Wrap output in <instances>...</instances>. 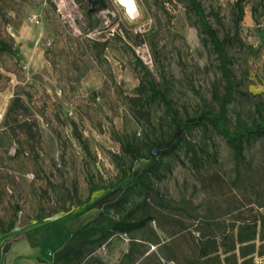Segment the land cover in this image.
Instances as JSON below:
<instances>
[{"label":"rangeland","instance_id":"obj_1","mask_svg":"<svg viewBox=\"0 0 264 264\" xmlns=\"http://www.w3.org/2000/svg\"><path fill=\"white\" fill-rule=\"evenodd\" d=\"M105 1L106 10L89 12L88 0H0V39L18 51L0 53V227L14 223L25 232L101 196L132 164L122 142L149 155L146 143L168 133L170 119L157 101L147 104L149 125L147 112L135 115L139 102L128 98L145 79L143 65L183 118L219 109L213 92L224 90L220 60L189 0H139L136 24ZM198 1L220 37L234 36L237 0ZM247 1L239 40L227 45L239 80L228 107L232 129L239 117L251 123L264 116V0ZM187 139L197 156L185 145L159 151L156 191L132 203L148 195L157 217L151 227L190 258L206 241L220 245L227 264L264 257V137L241 158L212 127L187 131ZM148 161L138 157L132 166ZM255 228V238L241 243ZM133 235L135 256L164 255L160 244L141 240L144 233ZM131 242L118 234L99 254L117 264Z\"/></svg>","mask_w":264,"mask_h":264},{"label":"trees","instance_id":"obj_2","mask_svg":"<svg viewBox=\"0 0 264 264\" xmlns=\"http://www.w3.org/2000/svg\"><path fill=\"white\" fill-rule=\"evenodd\" d=\"M191 9L199 18L200 27L207 39L213 45L215 52L218 54L224 80V90L221 91L218 87L215 88L213 96L219 101L218 111L204 109L195 116L187 115L182 117L179 110L173 106V101L169 97L166 89L161 88L153 77L151 71L143 65L145 79L136 87V94L129 96V101L139 102V111L148 113L147 124L151 120V107H147L151 101H157L159 104L165 105L166 115L169 117L170 131L163 133L160 138L150 139L146 143L149 149V155H144L141 148L133 143L122 142V148L130 157L132 164L138 157H146L148 163L134 169L132 164L128 169L121 168V177L113 186L105 193L95 199L87 201H79L80 209L76 212H69L63 217L47 222L41 226L35 227L30 231L21 234L20 237H29L48 231L63 222L74 219L91 209H99L98 214L87 223L77 228L65 244L54 251L51 259L43 260L44 264H106L102 256L98 253L99 249L107 245L114 236L118 234H126L131 239V248L125 252L117 264H151L157 261L156 264H164V259H172L181 264L180 259L187 264H227L229 257L222 258L221 247L216 242L206 241L197 246V253L194 258H190L188 254L177 252L174 246L168 241L161 239L155 228L151 227V221L157 217L149 210L148 195H145L140 202H135L136 194L142 196L143 193H151L156 191L154 188V177L160 176L161 162H157L158 158L152 155L154 148H158L163 154H174L179 147L188 146V153L193 152L194 157L197 156L195 145L187 139V131L196 127H210L221 133L228 145L233 149L237 158L244 156V150L248 144L257 141L264 137V116L261 120H254L251 123L237 120V126L232 129L230 126V118L228 115L229 104L235 98L238 90L239 80L236 77L233 68L232 59L227 51V45L234 40H239L240 23L245 13L247 0L236 1V30L234 36L230 34L220 37L218 30L209 22L207 14L202 3L198 0H189ZM243 44V42H242ZM9 52L17 55L18 51L14 46L0 39V53ZM117 159L122 160V156L114 154ZM125 183L122 182L126 179ZM98 186H93L91 191L97 190ZM139 209H142L141 214H136ZM12 223L8 229H12ZM187 229V227H185ZM153 235H145L147 231ZM135 232L144 233L145 242H155L160 244L161 253H150L148 255L140 252L137 256L134 255L133 241ZM253 236L249 239H241L240 242L250 241L255 238L257 228L254 229ZM155 237V238H154ZM264 240V235H263ZM254 251V250H253ZM244 257V256H243ZM235 264V263H230ZM242 264H254V258L244 259Z\"/></svg>","mask_w":264,"mask_h":264},{"label":"crops","instance_id":"obj_3","mask_svg":"<svg viewBox=\"0 0 264 264\" xmlns=\"http://www.w3.org/2000/svg\"><path fill=\"white\" fill-rule=\"evenodd\" d=\"M79 209L80 207L77 210ZM98 212L99 209H91L77 218L69 219L48 231L29 237H20V235L47 222L26 228L24 229L25 232H23L22 229L16 225H14V227L10 230L8 227H0V264H44L43 260L51 259L54 251L62 247L77 228L92 220ZM68 213L69 212L66 214ZM75 221L79 222L77 227H69V224ZM7 242L11 243V247L8 252H4L3 249ZM100 249L98 253L100 252ZM150 253L152 252H147L145 255ZM245 258L246 256L240 258L238 264H242ZM181 264L187 263L183 260ZM254 264H264V257L254 260Z\"/></svg>","mask_w":264,"mask_h":264},{"label":"clouds","instance_id":"obj_4","mask_svg":"<svg viewBox=\"0 0 264 264\" xmlns=\"http://www.w3.org/2000/svg\"><path fill=\"white\" fill-rule=\"evenodd\" d=\"M112 4L115 8L122 11L128 23L136 24L142 20L143 13L139 0H112ZM105 22L108 23V21Z\"/></svg>","mask_w":264,"mask_h":264},{"label":"water","instance_id":"obj_5","mask_svg":"<svg viewBox=\"0 0 264 264\" xmlns=\"http://www.w3.org/2000/svg\"><path fill=\"white\" fill-rule=\"evenodd\" d=\"M91 7L89 9V12H102L104 10H106V1L105 0H88ZM159 149L158 148H154L152 155L155 156L159 153ZM11 247V243L7 242L3 251L4 252H8L9 249Z\"/></svg>","mask_w":264,"mask_h":264},{"label":"built area","instance_id":"obj_6","mask_svg":"<svg viewBox=\"0 0 264 264\" xmlns=\"http://www.w3.org/2000/svg\"><path fill=\"white\" fill-rule=\"evenodd\" d=\"M34 20H35V19H34ZM36 23H39V20H38V19L36 20Z\"/></svg>","mask_w":264,"mask_h":264}]
</instances>
